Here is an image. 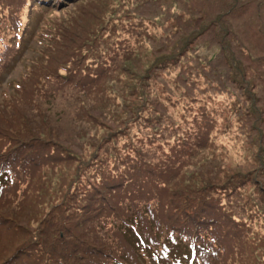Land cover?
Listing matches in <instances>:
<instances>
[{"label":"trees","instance_id":"obj_1","mask_svg":"<svg viewBox=\"0 0 264 264\" xmlns=\"http://www.w3.org/2000/svg\"><path fill=\"white\" fill-rule=\"evenodd\" d=\"M141 1L142 4L133 0L122 5L119 10L123 14L115 18L117 21L108 20L98 33L76 40L69 51L71 46H64L63 64L71 63L66 66L69 74L74 75L83 65L84 69L89 67L91 40H110L114 36H120L116 40L128 46L120 53L115 49L121 59L131 60L133 55H129L137 49L146 48L150 52L152 56L147 54L146 59L154 57V61H148L152 63L147 70L152 67L183 68L188 62L185 58L195 56L203 69V74H199L202 79L196 77L195 80L204 86H198L192 79L186 88L178 84L176 78L163 85L157 82V77L150 82L140 78L130 92L108 95L107 103L118 109L122 103V107L138 103V108L148 102L158 108L152 117L155 121L161 120L158 117L164 114L165 100L177 102L186 96L196 101L200 100L196 88L200 91L210 89L224 92L230 100L232 119L238 128L233 138L238 139L240 133L247 138L255 130L264 135V106L256 105V102L264 104V57H252L253 63L260 66L256 69L244 65L233 54L227 58L223 56V52L229 53L232 48L230 37L237 40L238 45L248 42L244 34L248 31L241 29V24L248 25L252 19L247 11L249 5L256 7L254 10L258 13L257 7H262L264 0L261 3L258 0H220L214 9L209 4L204 7V2L213 0H173L168 6L160 4L161 0ZM183 1L186 3L182 4ZM146 2L155 8L152 15L144 14L141 9ZM193 4L205 11L196 24H189L185 19ZM50 6V3H41L42 15ZM38 15L39 11L29 23L33 30L38 24L35 21ZM123 17L127 21L120 23ZM202 18L205 21L201 24ZM211 26L218 28L214 35L220 49L204 57L197 53V44L209 34ZM73 39L71 37L70 41ZM255 39L258 43L264 41ZM97 62L102 65L97 75L90 69L83 74H88L91 86L98 83L99 76L107 73L103 71L104 62L100 58ZM194 73L191 67L189 79ZM184 74L187 76V71ZM151 90L156 93L151 94ZM175 92L179 95L175 96ZM108 114L110 116L112 111ZM200 116H192L191 133L179 129L182 134H176L172 145L159 128L154 132L163 137L158 138V143L148 142L145 149L144 139L151 137L146 133L132 143H118L124 138V129H118L110 133L114 136L104 156L100 152L88 153L92 148V143H85L88 136L74 138L42 116L34 118L23 112L5 121L4 147L0 146V243L2 236L10 232L9 242L3 245L6 260L20 254L31 264H103L101 260L109 261L104 264H141L140 245L147 241L142 236L144 230L158 237L161 233H171L164 244L187 251L186 262L182 264H214L216 259L218 264L222 261L224 264H264V196H260L264 189L260 186V176L252 170L238 169L244 166L241 161L227 168L226 163L233 161L220 158L219 154L211 155L208 166L215 167L207 172V177L186 165L199 149L196 139L215 136L211 131L213 120ZM251 123L255 124L246 134L243 130L250 128ZM260 140L257 134L254 141L258 144L251 143L256 146L254 156L258 169L264 170V144ZM128 144L134 147L122 156ZM64 161L75 163L76 173L63 200L52 202L46 210L52 179L45 177L40 182L35 178ZM148 164L155 169L162 168L159 177L146 168ZM137 170L146 174V179L152 183L149 187L137 189L135 180L126 174ZM218 175L223 177L215 180ZM26 183L23 195L20 191ZM175 183L177 186L173 185ZM252 185L253 191L249 194L248 186ZM168 197L171 198L167 200ZM176 233L181 236H175ZM20 238L24 240L19 242ZM148 261L159 264L165 260L156 258L152 263V258Z\"/></svg>","mask_w":264,"mask_h":264},{"label":"rangeland","instance_id":"obj_2","mask_svg":"<svg viewBox=\"0 0 264 264\" xmlns=\"http://www.w3.org/2000/svg\"><path fill=\"white\" fill-rule=\"evenodd\" d=\"M129 1L133 0H78L76 2H72V0H58V2H51V0H0V146L4 147V133L7 132L5 121L15 119L23 112L34 115V118L42 116L47 120H52L53 125L61 126L74 138L77 135L88 136L85 143H92V148L88 150V153L99 154L100 152L102 156L106 154L111 144L110 140L114 136L110 133L118 129H124V138L118 140V143L124 141L132 143L138 136L146 133L151 137H145L144 142L147 143L143 146L145 149L149 145L148 142L158 143V138L163 137L154 132L156 128H159L162 133L167 135L165 139L172 145L177 139L176 134H182V130H189L191 133L192 116L201 114L200 117L205 115L206 118L213 120L211 131L215 136L211 139L206 137L196 139L197 144L195 145L199 149L195 155L188 159L186 164L189 165L188 168L201 171L202 176L207 177V172L215 167L214 165L208 166L211 155L219 154L218 157H225L233 161L230 164L226 163V167L229 169L238 164L236 161H241L244 166L238 169L254 171L256 175L260 176V186L264 189V182H262L264 170L258 169L259 166L254 156L256 151L254 144H258L254 141V137L257 134L261 136L260 142L264 144V135H260L258 130H255L251 132V135H247V138L242 133L239 134L238 139L233 138L232 135L238 131V128L232 119L230 100L224 92L210 89L200 91L196 88L200 100H191L186 96L177 102L176 100H165L162 110L164 114L158 117L161 120L155 121L152 120V117L157 114L158 108L148 102H144L138 108V103H127L124 107H122V103L118 109L112 108L107 103L108 95H121L130 92V89L132 90L136 85V80L140 78L150 82L157 77V82L162 85L176 78L178 84L187 88L191 84V79L194 81H196V77L202 79L199 74H203V69L195 56L186 57L188 62L183 68L181 66L170 69L160 67L154 69L152 67L147 70L154 61V57L146 59L150 52H147L146 48L141 51L137 49L129 55H133L131 60H126L127 57L121 59L115 53V49H117V53H120L125 51L128 46L124 47L116 40L120 36H114L110 40H91L92 55L87 60L89 67L84 69L83 65L74 75L69 74L66 66H70L71 63L63 64V54L66 51L64 46H71L67 50L69 51L76 45V40L89 38L98 33L108 20L117 21L115 18L123 14V11L119 9ZM172 1L161 0L160 4L168 6ZM258 1L262 2V0ZM220 2V0L204 2V7L209 4L214 9ZM41 3H50L51 5L43 15L39 10ZM137 3L142 4V1L137 0ZM185 3L186 1H183L182 4ZM249 6L247 11L252 19L248 25L241 24V29L248 31V33L244 32L248 42L242 41L238 45L236 44L237 40L234 41L230 37L232 48L229 53L223 52V56L227 58L233 54L240 58L244 65L258 69L260 66L253 63L252 57L256 59L264 57V41L258 43L255 39V37L264 39V3L262 7H257L258 13L254 10L256 7ZM141 9L145 12L144 14L148 15H152L155 11V8L147 2L145 5H141ZM38 11L39 15L35 20L38 24L33 30L29 23L33 22ZM204 11L205 8L200 9L196 4H193L185 22L196 24L197 18ZM259 11H263L262 15L259 14ZM160 12L164 14V10L160 9ZM100 16H104V18H100ZM126 21V18L123 17L120 23ZM204 21L205 18L199 20L201 24ZM217 31L218 28L211 26L209 34L198 42L196 51L199 55L210 57L216 49H220L219 43L215 42L217 36L214 34ZM71 37L74 38L73 42L70 41ZM242 46L247 48L243 49ZM99 58L104 62L103 71H107V73L99 76L98 83L91 86L90 77L88 74H83L90 69L94 75H97L102 68V65H98L97 62ZM151 59L152 62L149 63L148 61ZM191 67L195 73L189 79ZM182 69H184L183 72H181ZM186 71L187 76L184 74ZM197 83L198 81L195 82V84ZM198 86H204V84L199 82ZM150 88L154 89L152 86ZM150 93L154 94L156 91L151 90ZM177 95L179 94L175 92V96ZM190 95L193 96L192 93ZM256 105L264 106L262 102H256ZM109 110L112 111L110 116ZM254 124L251 123L250 128L243 132L247 134ZM44 128L46 129V126ZM239 130L242 129L239 128ZM18 134H20L19 130ZM12 135L18 137L15 133ZM133 147L134 144H128L124 148L122 156L132 151ZM122 168L123 165H121ZM146 168H150L156 177H159L162 171V168L155 169L151 164H148ZM76 169L75 163L64 161L35 178V181L40 182L45 177L52 179L53 185H49L47 195L49 204L46 206V210L51 207L52 202L59 201L60 203L63 200ZM126 174H130L135 180L137 189L147 188L152 184L141 170ZM222 177L223 175H218L215 180ZM173 185L177 186L176 183ZM252 189L253 185L248 186L249 194L253 191ZM26 190L27 183L20 192L24 195ZM18 195L19 190L16 193V196ZM260 196H264V192L260 193ZM170 198L168 197L167 200ZM164 225L162 224V226ZM141 232L144 239L147 240L144 242L145 244L140 245L141 264H151V261L148 260L152 258H154L152 263H155L156 258L165 260L159 264L186 262L188 253L183 247L164 244V240L171 233H161L158 237L148 234L144 230ZM8 233L10 232H6L2 236L3 242L0 243V261L2 262L0 264H31L25 256L20 254L10 256L6 260L7 254L3 252V245L9 242ZM175 236L181 235L176 233ZM23 240L20 238L19 242ZM107 262L109 261L101 260L103 264ZM214 264H218V261L216 260ZM220 264H224V262L222 261Z\"/></svg>","mask_w":264,"mask_h":264},{"label":"bare ground","instance_id":"obj_3","mask_svg":"<svg viewBox=\"0 0 264 264\" xmlns=\"http://www.w3.org/2000/svg\"><path fill=\"white\" fill-rule=\"evenodd\" d=\"M187 52H189V51H187ZM47 84H48V83H47ZM48 110H49V109H48ZM30 144H31V143H30ZM82 176H84V175L82 174ZM81 178H83V177H81ZM143 210H144V209H143ZM133 224H134V223H133ZM134 226H135V225H134ZM138 226H140V225H137V227H138ZM216 260H217V259H216Z\"/></svg>","mask_w":264,"mask_h":264}]
</instances>
